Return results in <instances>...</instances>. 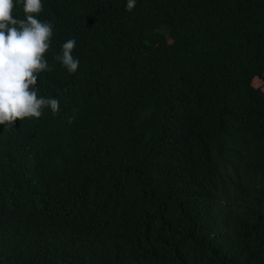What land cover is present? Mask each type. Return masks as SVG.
<instances>
[{
    "label": "trees",
    "instance_id": "1",
    "mask_svg": "<svg viewBox=\"0 0 264 264\" xmlns=\"http://www.w3.org/2000/svg\"><path fill=\"white\" fill-rule=\"evenodd\" d=\"M125 4L42 0L60 109L0 126V264H264V0Z\"/></svg>",
    "mask_w": 264,
    "mask_h": 264
},
{
    "label": "clouds",
    "instance_id": "2",
    "mask_svg": "<svg viewBox=\"0 0 264 264\" xmlns=\"http://www.w3.org/2000/svg\"><path fill=\"white\" fill-rule=\"evenodd\" d=\"M135 5L136 0H126L127 10ZM14 6L22 9L23 19L12 14ZM41 10L42 0H0V126L39 118L45 108L53 114L60 109L57 98L38 96L36 90L38 74L50 70L44 54L53 34V25L38 19ZM75 44V39L66 40L55 57L68 73L79 65L72 54Z\"/></svg>",
    "mask_w": 264,
    "mask_h": 264
},
{
    "label": "rangeland",
    "instance_id": "3",
    "mask_svg": "<svg viewBox=\"0 0 264 264\" xmlns=\"http://www.w3.org/2000/svg\"><path fill=\"white\" fill-rule=\"evenodd\" d=\"M255 82H256V83H255ZM255 82H254V87H255V86L257 87V85H258V83H257V82H258V81H255Z\"/></svg>",
    "mask_w": 264,
    "mask_h": 264
}]
</instances>
